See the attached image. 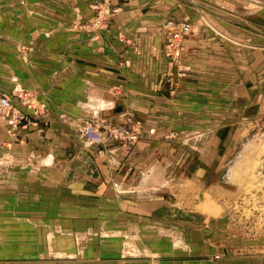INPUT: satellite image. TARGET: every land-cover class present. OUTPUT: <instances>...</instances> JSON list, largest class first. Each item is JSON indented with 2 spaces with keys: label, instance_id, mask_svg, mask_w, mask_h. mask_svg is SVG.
Returning <instances> with one entry per match:
<instances>
[{
  "label": "rangeland",
  "instance_id": "374dc122",
  "mask_svg": "<svg viewBox=\"0 0 264 264\" xmlns=\"http://www.w3.org/2000/svg\"><path fill=\"white\" fill-rule=\"evenodd\" d=\"M259 1L260 16H251L255 13L251 8L249 16L240 18L264 31V0ZM250 2L245 5L257 4ZM88 5L89 16L78 19L80 8L74 7L72 27L95 36L100 32V37L120 5L117 0H91ZM64 9L65 5L52 0H0V71H33L34 63L44 60L37 59L43 49L35 39L50 34V28L42 26L47 27L57 11ZM201 13L204 24L215 17ZM167 19L174 20L167 17L162 24L163 53L169 65L165 78L176 81L190 68L183 53L194 23L175 19V24L189 22L190 30L176 46L167 48L168 30H172L165 24ZM233 25L242 31L233 38L211 32L219 36L216 41L222 48L228 47L227 56L233 54L226 67L234 71H218L215 87L205 80L201 90V94L214 92L219 101L230 100L229 104L219 102L216 109H202L205 116H217L223 123H213L208 139L196 138L197 130L187 129L188 124L178 129L169 126L162 147L168 156L167 181L152 189L153 211L139 212L135 219L117 220L115 197L114 202L109 197L71 194L65 188H39L28 183V178L22 179L23 172L8 166L13 162L10 156H2L4 148L15 138L23 139L18 128L38 123L45 106L26 83L30 76L0 75V93L13 97L19 89H28L44 108L41 116L19 123L11 133L0 121L4 126L0 131V264H264V59L256 71L257 60L251 52L264 47V35L245 24ZM247 50L249 58L244 54ZM223 86L226 91L221 90ZM234 97L237 103L231 101ZM94 121L102 124L101 140L94 144L103 140L102 131L107 138L129 146L144 135L141 120L129 114L117 124L87 120L77 125V132L84 136L82 128ZM134 122L139 123L134 140L110 134L112 126L126 129L134 127ZM22 161L32 163L29 158ZM19 181L18 189L13 183ZM55 242L64 243L63 247L66 243L69 250L59 244L57 250Z\"/></svg>",
  "mask_w": 264,
  "mask_h": 264
},
{
  "label": "crops",
  "instance_id": "0c3cea01",
  "mask_svg": "<svg viewBox=\"0 0 264 264\" xmlns=\"http://www.w3.org/2000/svg\"><path fill=\"white\" fill-rule=\"evenodd\" d=\"M90 1L52 0L65 9L57 11L47 27L42 26L50 28V34L35 39L43 49L37 59L44 60L34 63L33 71H13L31 77L26 83L45 106V113L38 123L18 128L23 139L7 144L2 156H10L13 163L8 166L23 172L21 178H28V183L34 182L39 188H65L71 194L99 199L115 197L117 220H130L138 218L139 212L153 211L152 189L167 181L168 156L162 147L169 126L178 129L188 124L187 129L197 130L196 138L208 139L213 123H223V119L202 112L203 107L216 109L219 102L230 103L219 101L214 92L201 94L205 80L215 87L218 71H234L226 67L233 54L227 56L228 47L222 48L216 41L219 36L212 35L211 30L233 38L242 32L234 29L233 23H239L264 35L259 27L241 20L249 16L251 8L255 12L251 16H260L262 6L259 0H117L120 10L108 31L99 37L100 32L95 36L72 27L74 7L80 8L77 19L87 17ZM250 1L257 4L245 5ZM201 10L215 17L204 20V24ZM167 17L194 23L183 53L190 68L176 81L165 78L169 65L163 53L162 24ZM260 49L264 47L251 50L257 60L256 71L264 59ZM249 52H244L247 58ZM13 72L0 71V75ZM226 87L221 90L226 91ZM237 100L234 97L231 101ZM127 114L144 125L143 137L132 146L107 138L106 131L97 144L77 132L87 120L117 124ZM24 139L28 141L22 143ZM28 158L32 163H23ZM19 183L13 186L19 189ZM58 244L54 245L57 250ZM66 245L60 243L59 247L68 251Z\"/></svg>",
  "mask_w": 264,
  "mask_h": 264
},
{
  "label": "built area",
  "instance_id": "2783aa9c",
  "mask_svg": "<svg viewBox=\"0 0 264 264\" xmlns=\"http://www.w3.org/2000/svg\"><path fill=\"white\" fill-rule=\"evenodd\" d=\"M166 26L172 30H168L167 48L176 46L180 39L190 30V24L187 21H181L175 24V20L167 19ZM43 106L36 102L33 94L28 89H19L13 97L0 93V121L8 128L9 133L15 129L19 123L25 124L26 121L36 119L42 115ZM29 110L31 112H29ZM138 122H134V127L121 128L112 126L111 135L119 139L132 141L138 134ZM102 124L96 121L88 122L83 128V135L90 142H98L101 140L100 128ZM111 126V125H110ZM4 144V142H2Z\"/></svg>",
  "mask_w": 264,
  "mask_h": 264
},
{
  "label": "water",
  "instance_id": "95a60500",
  "mask_svg": "<svg viewBox=\"0 0 264 264\" xmlns=\"http://www.w3.org/2000/svg\"><path fill=\"white\" fill-rule=\"evenodd\" d=\"M220 14H223V13H220ZM224 15H226V14H224ZM226 16H228V17H231V18H233V19L237 20V19H236V17L229 16V15H226ZM237 21H240V20H237ZM240 22L244 23L243 21H240ZM244 24H246V23H244Z\"/></svg>",
  "mask_w": 264,
  "mask_h": 264
}]
</instances>
